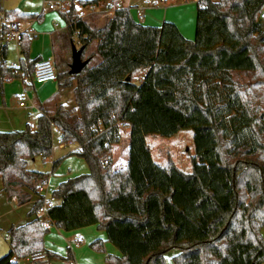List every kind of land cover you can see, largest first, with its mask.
I'll return each mask as SVG.
<instances>
[{
	"label": "trees",
	"instance_id": "obj_1",
	"mask_svg": "<svg viewBox=\"0 0 264 264\" xmlns=\"http://www.w3.org/2000/svg\"><path fill=\"white\" fill-rule=\"evenodd\" d=\"M263 3L198 0L193 41L171 22L161 27L137 22L128 8L116 10L104 28H90L79 17L78 4H71L64 14L70 38L78 30L84 52L98 41L95 55L101 61L80 74H68L70 79L61 84L71 87L76 81L77 111L42 110L36 130L27 125L21 131L0 132L3 191L20 205L38 197L29 213L35 218L8 232L11 250L0 264H19L25 258L34 264L50 259L76 264L71 249L61 256L45 248L53 226L65 232L90 226L105 231L107 242L121 253L107 256V264H167L171 251L178 252L175 264H263L264 57L258 48L264 47V25L258 20ZM5 14L9 21L25 17ZM30 42L25 34L18 67L0 63L2 82L32 78L38 61L29 57ZM239 73L252 74L253 81L239 82ZM196 111L209 122L220 167L230 175L228 206L216 204L203 225L174 202L171 175L154 161L147 144L149 136L175 137ZM98 121L109 131L97 135L92 126ZM118 121L130 129L128 166L121 170L113 163L104 165L117 143L111 135ZM55 129L62 132L59 142L81 146L79 153L70 154L83 159L90 171L52 191L55 202L46 209L47 227L38 213L46 204L41 188L51 174L31 170L29 164L52 156ZM92 248L103 253L104 242L96 241Z\"/></svg>",
	"mask_w": 264,
	"mask_h": 264
},
{
	"label": "crops",
	"instance_id": "obj_2",
	"mask_svg": "<svg viewBox=\"0 0 264 264\" xmlns=\"http://www.w3.org/2000/svg\"><path fill=\"white\" fill-rule=\"evenodd\" d=\"M92 0H1V9L3 12H17L18 14L25 16L24 18L16 21L19 23L20 27L23 25V30L28 31L32 30V34H28L30 39L29 46V57L31 60H45V59H53L58 70V80L56 82L37 84L34 82L32 78H26L25 80H21L20 78L11 79L1 81L0 79V126H12L10 129H14L16 126H25L22 129H16L14 131H21L26 128L27 125H30L29 118L32 113H38L39 115L43 111L54 113L58 109H64L69 112L77 111L74 88L76 86V81H74L73 85L70 87H61L62 81L60 77L62 76V72L59 71V67L56 63V60L59 62L62 61L61 57L65 59L66 52L63 50L66 42L68 40V45L72 46L75 44L74 39H79V32L76 30L71 39L70 29L68 28V24L66 19L64 18V14L61 12V8L64 5L68 7L75 3H84L91 2ZM196 0H160V2H156L153 8L158 9L160 6L165 8L164 16L159 17L158 13L161 12V8L159 10H153L150 7V3H146V7L138 8V13L140 20L137 19L134 12L131 14L133 18L146 26L152 27H161L164 22H171L175 24L180 32L188 39L196 38V28L194 33L190 35L191 29L184 25H181L180 19L176 16H172L179 10H184L185 7L191 11L197 18V8L195 10L194 5ZM217 1V0H214ZM194 2V3H193ZM112 4L119 3L121 8H125L120 0H112ZM109 2H99L95 5L96 11L93 14H87V16L81 19L85 22L90 28H104L109 21L114 17V14L110 13V4ZM191 3V4H190ZM50 4H56V9H50ZM90 5V4H89ZM88 6V5H87ZM156 11V12H155ZM164 11V10H162ZM2 12V11H0ZM31 15L41 16L40 19H31L29 18ZM27 17V18H26ZM197 27V21H196ZM2 30V23L0 22V32ZM187 32V34L185 33ZM0 40L3 41V36H0ZM80 42V41H79ZM98 41H95L90 46H94V51L96 50ZM6 44H10L7 43ZM14 44V43H13ZM19 51V64L21 58V45L17 46L14 44ZM82 45V44H81ZM7 48V45L5 46ZM83 47V45L81 46ZM3 47H1L2 52ZM65 52V54H64ZM71 59H72V47H71ZM7 55V50H6ZM2 56V54H1ZM3 58V56H2ZM96 64H99L101 59L99 56H95ZM93 60L90 59V63ZM89 63V65H90ZM18 64V66H19ZM72 64V62H71ZM68 65V74H70V65ZM14 66V67H18ZM13 67V66H12ZM71 75V74H70ZM19 80L23 81L22 83ZM52 83L51 87L48 86ZM14 99L17 100V106L11 105ZM20 101L24 103V106H20ZM16 112V113H15ZM37 117V118H38ZM7 129H0V132H11L6 131ZM178 135V134H177ZM150 137V136H149ZM148 139V137H147ZM148 142V140H147ZM129 149H130V134H127L126 139L122 143H116L113 145V167L115 170L125 169L128 166L129 161ZM86 165L87 163L80 158ZM55 162V161H54ZM75 163V162H74ZM76 164H73V168ZM88 166V165H87ZM60 168V167H59ZM54 170V175L49 178L50 185L53 186V190H55L58 185L69 178L76 177L79 173H73L70 169L68 173L70 175H58L60 169ZM30 169V164H29ZM32 170V169H31ZM89 167L85 174L89 173ZM40 172V171H39ZM58 175V176H56ZM46 187L41 189V193L46 197H50L51 193L44 192ZM48 195V196H47ZM38 200V197L33 196L31 202L20 205L18 203L17 198H10L6 192L3 191V181L0 178V234L4 236V240L1 246V254L10 252V244H9V235L8 232L13 227H20L29 222H31L35 217H30L29 213L33 209L34 203ZM215 212V211H214ZM38 216L43 218V221L46 220L45 213H38ZM59 237L63 240H59ZM79 239H82L83 242L80 243ZM60 241L61 244L64 245L66 242V251L62 253L54 251V245L57 241ZM104 242V252H97L92 248L93 243L96 241ZM85 242V243H84ZM84 244L86 251L84 252L85 256L82 258L77 257L76 250L80 248V245ZM45 248L48 251L60 254L61 256L67 255V250L71 249L74 252V258L77 264H107L106 257L109 255L121 257V253L109 242H107V235L105 231H101L97 229V226H90L84 229L65 232L63 230L57 229L56 227H50L49 233L45 236L44 239ZM84 247V246H83ZM7 253V254H8ZM64 253V254H63ZM66 253V254H65ZM6 254V255H7ZM178 252H174L172 257L176 256ZM44 260L43 256L39 257L37 261ZM57 259H50L48 264H55ZM19 264L22 262H27L28 264H34V261L30 258H25L18 260ZM64 262V261H63ZM64 264H69L64 262Z\"/></svg>",
	"mask_w": 264,
	"mask_h": 264
},
{
	"label": "rangeland",
	"instance_id": "obj_3",
	"mask_svg": "<svg viewBox=\"0 0 264 264\" xmlns=\"http://www.w3.org/2000/svg\"><path fill=\"white\" fill-rule=\"evenodd\" d=\"M125 8L130 9L134 12L137 19L140 20L138 8L146 7V3H150V7L153 10H159L161 8L162 13H158L159 17L164 16L165 8L160 6L158 9L153 8L156 2L160 0H120ZM193 1V0H191ZM194 5L195 10L197 8ZM194 3V2H193ZM191 4V3H190ZM156 12V11H155ZM172 16H176L180 19L181 25H184L192 31L190 35L194 38L195 28H196V15L191 13L187 7L183 10L177 11ZM85 18V17H84ZM149 26V25H148ZM23 30V25H21ZM187 34V32H185ZM192 33V34H191ZM188 39V38H187ZM193 41V39H188ZM80 41V42H79ZM75 45L78 49L81 48L83 44L82 40L74 39ZM93 44V43H92ZM7 45V55L3 59L1 56V47ZM71 47L68 45V40L63 50L66 55L65 59L61 62L56 60L59 67V71L62 72L61 81L62 83L69 80L68 76V65L71 64ZM261 50L260 56L264 57V47H258ZM94 46H89L84 52L83 60L91 59L89 67L96 66L95 62V52ZM263 52V53H262ZM5 62L7 66H18L19 64V51L18 48L13 44H6L3 40H0V63ZM235 78L243 83L250 84L253 81V75L248 73L235 74ZM22 80V78H20ZM19 80L20 83L23 81ZM52 83L48 86H51ZM56 87V86H51ZM72 88V87H70ZM18 102L16 99L11 105L17 106ZM16 113V112H15ZM38 113H32L29 118V123L37 124ZM12 126H0V129H7L6 131H14L16 129H22L25 126H16L13 130L10 129ZM129 130L126 131L129 134ZM58 135L53 134V154L48 159L44 160L42 157H37L30 162V169L40 172H49L50 178L54 175L53 165L55 162L60 161L59 165L56 166L55 171L59 168L58 175H70L68 173L69 169L76 175L85 174L88 170V166L80 160L76 155H71L74 150H76V145H66L64 148H60V142L58 140ZM148 146L152 152L154 161L165 169L172 178L174 187V202L194 221L203 225L209 218L213 215L217 208V205H222L223 207L228 206L229 194H230V175L227 171L220 167L219 156L216 153L215 142L212 133L209 129V122L202 115L201 112L196 111L189 119L188 123L184 126L181 132L173 138L167 139L160 136H150L148 137ZM113 156V154H112ZM55 161V162H54ZM75 162V163H74ZM73 164H76L73 168ZM56 175V176H58ZM53 191V186L48 183L44 192L50 193ZM205 192H209L212 198H209ZM48 196V195H47ZM49 197V196H48ZM215 200L216 202H214ZM264 237V229L262 231ZM4 240V236L0 234V258L5 256L8 252L1 254V246ZM59 240L63 241L60 237ZM54 245V251L62 253L66 251V242L64 245L60 241ZM85 243V242H84ZM84 246V247H83ZM86 251L85 245H80L77 248L76 255L82 258L84 252ZM75 252V251H74ZM74 252H72L74 254ZM176 251H171L166 255L167 264H175L172 257L173 253ZM68 253V250H67ZM64 254V253H63ZM66 254V253H65ZM75 261V258H74ZM76 263V261H75ZM21 264H28L27 262H22ZM55 264H64L63 261L57 259ZM77 264V263H76ZM87 264H90L87 262ZM264 264V263H263Z\"/></svg>",
	"mask_w": 264,
	"mask_h": 264
},
{
	"label": "built area",
	"instance_id": "obj_4",
	"mask_svg": "<svg viewBox=\"0 0 264 264\" xmlns=\"http://www.w3.org/2000/svg\"><path fill=\"white\" fill-rule=\"evenodd\" d=\"M50 9H56V4H50ZM78 15L81 19L87 16V14H93L96 11V8L94 5H88V6H81L80 4L77 5ZM121 9V5L119 3L116 4H110V13L115 14V11ZM68 11V6L64 5L61 8V12L65 13ZM258 20L264 25V3L262 5V9L258 15ZM0 22L2 23V30H3V38L4 41L7 43H14L17 46L21 45V42L23 40V36L25 34H32V30L24 31L21 29L19 23L16 21H9L5 12H0ZM22 77H25L24 73L21 74ZM33 80L37 84H44V83H50V82H56L58 80V70L57 66L53 59H45L40 60L37 62L34 72H33ZM20 106H24V103L20 101ZM113 127H117V130H114V133H112L113 140L117 143H122L125 141L127 133L126 131L129 130V127L125 125L124 123L118 121ZM31 130H36L37 125L32 123L30 124ZM92 130L97 133V135H102L109 131V128L105 126V124L102 121H98L97 123L93 124ZM54 134L61 136L62 132L58 129H55ZM66 145H76L77 148L74 150V152L79 153L81 151V146L74 142H67V143H61L59 147L64 148ZM113 163V156L109 155L104 160V165L109 166ZM46 187V186H45ZM42 189V188H41ZM55 199L52 197H46V204L45 206L39 211V213H45L46 215V209L47 207L54 203ZM47 218V216H46ZM44 224L49 227L50 223L46 219L44 220ZM79 242L82 243L83 240L79 239ZM72 264V263H69Z\"/></svg>",
	"mask_w": 264,
	"mask_h": 264
},
{
	"label": "water",
	"instance_id": "obj_5",
	"mask_svg": "<svg viewBox=\"0 0 264 264\" xmlns=\"http://www.w3.org/2000/svg\"><path fill=\"white\" fill-rule=\"evenodd\" d=\"M85 47L78 49L75 45H72V64L70 65V74L77 75L80 74L85 67L90 63V59L83 60V53ZM130 78H127L129 81Z\"/></svg>",
	"mask_w": 264,
	"mask_h": 264
}]
</instances>
